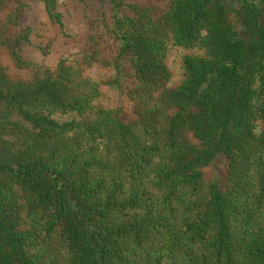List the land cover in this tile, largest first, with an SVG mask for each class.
<instances>
[{
    "label": "trees",
    "instance_id": "trees-1",
    "mask_svg": "<svg viewBox=\"0 0 264 264\" xmlns=\"http://www.w3.org/2000/svg\"><path fill=\"white\" fill-rule=\"evenodd\" d=\"M237 1L240 30L225 0H168L158 22L113 14L124 93L116 63L100 82L62 62L13 80L0 64V264H62L38 249L56 231L67 264H264V0ZM18 13L0 48L24 68ZM167 43L198 51L176 88ZM101 86L131 109L97 107ZM18 192L42 238L21 228Z\"/></svg>",
    "mask_w": 264,
    "mask_h": 264
},
{
    "label": "rangeland",
    "instance_id": "rangeland-1",
    "mask_svg": "<svg viewBox=\"0 0 264 264\" xmlns=\"http://www.w3.org/2000/svg\"><path fill=\"white\" fill-rule=\"evenodd\" d=\"M168 0H48L46 5L39 0H6L0 11V20L18 8L17 29L28 34V42L23 50L26 63L24 68L14 66L9 55L0 48V64L6 75L13 80H31L36 75L55 73L59 63L79 68L86 77L96 82L110 79L115 74L114 64L121 69L120 84L123 93L131 88L132 79L126 65V58L120 56L119 42L111 29L113 14L134 15L136 7L150 10L153 21L159 17ZM231 7V19L237 30L242 27V15L238 12L237 0H225ZM135 7V8H134ZM50 14H49V13ZM198 51L167 43L164 61L170 72V87H178L184 78L183 57L195 56ZM97 107L106 109L122 108L129 111L128 97L106 86H101ZM213 175L206 170V177ZM22 229L35 231L41 238L46 235L40 225L26 216V203L18 192ZM58 232L44 237L39 251L47 258L56 257L67 264L70 256L67 248L58 241Z\"/></svg>",
    "mask_w": 264,
    "mask_h": 264
}]
</instances>
